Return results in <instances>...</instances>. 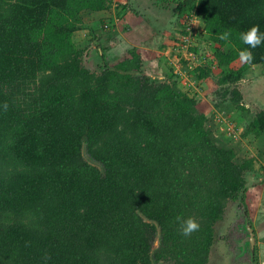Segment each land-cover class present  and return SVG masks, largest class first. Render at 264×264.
I'll return each mask as SVG.
<instances>
[{
  "label": "trees",
  "instance_id": "trees-1",
  "mask_svg": "<svg viewBox=\"0 0 264 264\" xmlns=\"http://www.w3.org/2000/svg\"><path fill=\"white\" fill-rule=\"evenodd\" d=\"M112 1L0 0V264H210L228 207L252 214L249 178L264 169L216 141L194 97L143 74L137 47L108 59L101 46L104 65H84L74 34ZM174 3L202 15L218 94L248 111L237 84L264 69V44L232 64L249 47L240 33L264 31V0ZM248 114L239 136L264 139V107ZM177 217L199 230L183 236ZM246 264H259L256 246Z\"/></svg>",
  "mask_w": 264,
  "mask_h": 264
},
{
  "label": "rangeland",
  "instance_id": "rangeland-1",
  "mask_svg": "<svg viewBox=\"0 0 264 264\" xmlns=\"http://www.w3.org/2000/svg\"><path fill=\"white\" fill-rule=\"evenodd\" d=\"M120 2H125L126 4V6H123L122 13H130L132 15H134L133 13L137 15L140 14L141 18L148 20H154L157 15L160 21L162 20V22H160L161 24H159L161 27L159 45H164L163 48H156L153 53L148 50L142 51V49H140L142 51H140L142 57L147 60L144 72L147 73L150 71V66L148 65V62L151 61L150 58L159 60L158 68L161 71L163 80L175 81L181 90L195 98L198 109L207 117L205 125L212 130L216 141L228 148H232L236 152V160L238 161L243 160L249 155L255 156L257 160L256 169H260V167L264 169V155L260 156L258 154L264 151V139H252V137L244 139L239 136L242 127L249 119L248 112L253 114L259 108L264 107L263 67L260 65L251 67L237 84L243 97L241 103L244 104L248 111L242 112L235 109L231 102L227 99L222 100L223 97L221 94H218L221 87L216 84V80L220 76V68L216 67L217 62L213 56L212 50L213 44L208 42L206 34L203 31L202 15L193 12L190 17H178L175 9L176 5L174 2L172 3V1L121 0ZM83 20L86 28L83 27L81 30L77 31L74 34L73 40L76 46L81 49L84 48L86 51L87 47L92 45L93 40L95 41L94 37H96L97 31L101 32L100 30L105 28V24L97 23V29L89 28L90 25L87 22L88 18L84 16ZM127 26L128 27L122 30V32L130 34L133 27H130L131 23ZM88 30L91 35V31L95 30L92 36L89 34ZM111 37V35H108V39ZM132 43L133 42L129 41L128 45H132ZM139 45H141V43H139ZM94 46L96 45L92 47ZM89 48L91 49V47ZM93 53L94 52L91 50L88 51L83 57V63L87 68L96 70L101 62L97 56L98 61H96L93 57L95 56ZM123 53H125V51H122L120 55ZM241 62V60H237L232 65L239 66ZM205 64H209V67H211V76L198 81L192 69L195 66ZM228 97L229 95L227 98ZM249 179L253 180L255 183L260 180L255 184L257 186H255L252 191L254 198L251 201L250 207L253 214V211L258 209L257 206L259 209L264 208V193L262 192L264 186H260L264 182V171L260 170ZM235 204L232 203L228 207L224 219L215 226L216 232L220 235L231 232L230 235L235 238L246 236L244 226L240 228V231L237 232L236 230V227L242 220L243 212L245 211L241 208L239 203L237 204L239 206ZM252 214L250 217L246 214L249 223H251ZM238 240L239 239H237V242ZM219 242L220 241H218L215 252H212L210 264H240V261L246 264L248 262V255L241 254L242 251H239L241 252L239 253L238 250H232L233 256H231L230 259L228 253L231 249H229L228 252V248H226V246L223 248L220 244L221 242ZM237 244L240 248V243ZM237 244L235 245L237 246Z\"/></svg>",
  "mask_w": 264,
  "mask_h": 264
},
{
  "label": "crops",
  "instance_id": "crops-1",
  "mask_svg": "<svg viewBox=\"0 0 264 264\" xmlns=\"http://www.w3.org/2000/svg\"><path fill=\"white\" fill-rule=\"evenodd\" d=\"M118 1V2H117ZM121 0H113L111 7L107 10L102 11H96L90 14H83L88 18V24L90 25L89 28H96L97 29V23L101 24H108L107 28H102L100 31L96 33L95 41L93 40L92 45L88 46L86 51H84V56L90 51V48L92 49L93 45H96L101 48V46H107V50L105 52V55L108 59H111L115 56H118L122 53V51H126L128 48L131 47H137L139 50H148L153 53L154 49H162V45H159V39L161 35V27L159 24L162 22L160 21L159 16L156 15L154 20H148L143 19L140 17V14L137 15L136 13H133L134 15L130 13H122L123 6H126L125 2H120ZM130 14V15H129ZM137 16V17H136ZM90 19V20H89ZM84 22V20H83ZM131 23L130 27L132 28V31L130 34H127L125 32H122V30H125L127 25ZM87 26V24H86ZM101 26V25H99ZM85 27V25H84ZM86 28V27H85ZM89 31V30H88ZM95 30H92L91 33L93 35ZM90 34V31H89ZM100 34V35H99ZM91 35V34H90ZM91 35V36H92ZM108 35H111L112 37L108 39ZM92 38V37H91ZM129 41L133 42L132 45H128ZM138 41V42H137ZM141 43V45H139ZM162 44V43H161ZM139 45V46H138ZM89 48V49H88ZM84 49V48H83ZM141 51V50H140ZM141 51V52H142ZM107 53V54H106ZM90 59V58H89ZM145 65L147 63L146 58H144ZM151 61L148 62V65L150 66V71L147 73H153L157 75H161V71L159 70V60H156L154 58H150ZM157 64H155V63ZM155 66V67H154ZM157 66V69H156ZM261 184V183H260ZM257 186V185H256ZM264 186V182L260 185ZM264 193V189H262ZM257 210L253 211L252 218L250 220V224L253 227L254 234H255V245L257 248V254H258V260L259 264H264V208L259 209L257 206ZM240 230V229H237ZM230 233L228 236H230ZM226 236V235H225ZM244 236L239 242L244 244L246 246L247 241H245ZM217 239L215 243V247L213 248L212 252L216 250L218 246V241L221 244V246L224 248H228V243L230 242L229 239H225L224 234L220 235L217 233ZM238 245V244H237ZM229 252V250H228ZM231 259L230 252L228 253ZM248 258L249 256V250H248ZM240 264H244L242 261H240Z\"/></svg>",
  "mask_w": 264,
  "mask_h": 264
},
{
  "label": "clouds",
  "instance_id": "clouds-1",
  "mask_svg": "<svg viewBox=\"0 0 264 264\" xmlns=\"http://www.w3.org/2000/svg\"><path fill=\"white\" fill-rule=\"evenodd\" d=\"M230 37L231 31L229 30L219 33V39L221 40L230 42ZM240 40L243 44L249 46L239 52L240 60L245 63H252L254 56L251 49H255L264 44V31H260L259 25H253L247 31L240 33ZM3 107L6 109L7 104L3 105ZM177 220L180 222L181 234L183 236H190L193 232L199 230L200 228L198 221L192 217L187 219L177 217Z\"/></svg>",
  "mask_w": 264,
  "mask_h": 264
},
{
  "label": "water",
  "instance_id": "water-1",
  "mask_svg": "<svg viewBox=\"0 0 264 264\" xmlns=\"http://www.w3.org/2000/svg\"><path fill=\"white\" fill-rule=\"evenodd\" d=\"M92 51L94 52L93 54H96V56L99 58V61L101 62V64L104 65V57H103L101 48L98 46H94L92 48ZM143 74L157 81H163V77L160 75L153 74V73H145V72ZM243 220H244V230L246 232L245 241H247V244L249 245L248 246L249 256L252 258L254 255L255 234H254L253 227L249 223L248 217L245 212H243ZM156 244H157V239L154 242V245Z\"/></svg>",
  "mask_w": 264,
  "mask_h": 264
},
{
  "label": "flooded vegetation",
  "instance_id": "flooded-vegetation-1",
  "mask_svg": "<svg viewBox=\"0 0 264 264\" xmlns=\"http://www.w3.org/2000/svg\"><path fill=\"white\" fill-rule=\"evenodd\" d=\"M157 2H166V1H172V3L174 2V0H156ZM93 48V47H92ZM91 51H92V49H90ZM95 56H93L95 59H96V61H98V59H97V57H96V54H94ZM242 225L244 226V220H243V216H242V220H241V222L239 223V226L241 227V228H243L242 227ZM238 228L236 227V230H237ZM238 231H240V230H237V232ZM242 231V230H241ZM243 238V237H242ZM241 237L240 238H238V237H232V235H230V242L228 243V250L229 249H231V251H230V255L231 256H233V253H232V250H238V252L239 251H242V253L241 252H239V253H241V254H248V244H246V246H244V244H242L241 242H239L241 239H242ZM237 239H239L238 240V242H237ZM237 244V243H240V248L238 247V245L236 246L235 244ZM243 246H244V248H243Z\"/></svg>",
  "mask_w": 264,
  "mask_h": 264
},
{
  "label": "built area",
  "instance_id": "built-area-1",
  "mask_svg": "<svg viewBox=\"0 0 264 264\" xmlns=\"http://www.w3.org/2000/svg\"><path fill=\"white\" fill-rule=\"evenodd\" d=\"M107 26L106 24L104 25V27Z\"/></svg>",
  "mask_w": 264,
  "mask_h": 264
}]
</instances>
